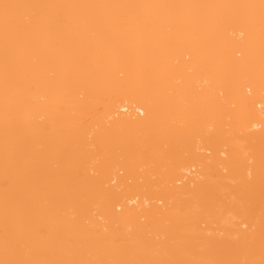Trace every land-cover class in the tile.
<instances>
[{
    "label": "bare ground",
    "instance_id": "obj_1",
    "mask_svg": "<svg viewBox=\"0 0 264 264\" xmlns=\"http://www.w3.org/2000/svg\"><path fill=\"white\" fill-rule=\"evenodd\" d=\"M32 3L197 4L259 3V0H22ZM191 39L190 35L182 37ZM135 43V38L130 39ZM258 35L242 23L225 25L216 49L232 64L249 60ZM191 54L192 60L185 56ZM213 52L177 47L169 56L167 87L147 114L135 89L115 90L101 110L95 95L56 85L55 64L35 77L22 105L9 114L5 163L3 82L0 76V258L3 256L5 192L21 188L17 149L43 178L53 206L33 221L55 239L100 233L141 237L152 254L179 241L185 258H197L210 244L219 254L235 249L245 235L255 236L259 257L261 205L248 204L250 184L259 183L264 153V94L258 84L240 80L223 87L209 70ZM123 71L124 75L121 76ZM117 64L113 80L126 79ZM125 109H127L125 111ZM151 121L155 127L144 125ZM155 143L145 144V137ZM135 143V152L129 144ZM251 174V175H250ZM60 195V199H55ZM247 225V228H245ZM255 232L253 233V228ZM191 242V243H189ZM79 257L80 253H72ZM85 258H104L95 249Z\"/></svg>",
    "mask_w": 264,
    "mask_h": 264
},
{
    "label": "snow or ice",
    "instance_id": "obj_2",
    "mask_svg": "<svg viewBox=\"0 0 264 264\" xmlns=\"http://www.w3.org/2000/svg\"><path fill=\"white\" fill-rule=\"evenodd\" d=\"M233 23H242L258 35L251 58L240 65L230 63L215 45L220 30ZM185 35L191 39L183 40ZM131 38L136 42L131 43ZM181 46L213 52L209 70L220 78L223 87L243 80L250 90L258 84L264 94V0L258 4L0 0L6 165L9 114L14 105H22L24 93L35 86V77L49 64H55L58 69L56 85L66 89L78 86L95 95L96 110L108 102L110 91L135 89L137 98L146 105L141 113L145 115L156 106L167 87L169 56ZM192 58L191 54L185 56L186 61ZM117 64L128 71L126 79H112ZM144 127L155 125L149 121ZM155 140V136H146L144 143ZM128 147L130 152H135L134 142ZM16 163L21 172V188L12 200L8 191L5 192L0 264H264V153L259 164L258 186L250 184L247 190L249 207L255 206L257 195L261 205L258 258L254 235H245L235 249L225 254H219L211 244L200 248L197 258H185L180 242L175 240L171 245L160 246L162 255H154L153 245L139 236L114 234L108 238L100 233L71 236L63 230L54 239L48 228L32 226L37 216L53 206V196L44 191L46 178L25 158L23 146L17 149ZM60 198L55 196L57 200ZM90 249L102 253L104 258H85L83 253ZM77 252L81 254L79 257L71 255Z\"/></svg>",
    "mask_w": 264,
    "mask_h": 264
}]
</instances>
